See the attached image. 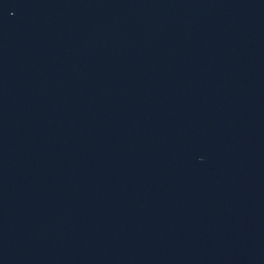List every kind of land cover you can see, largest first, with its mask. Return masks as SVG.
Wrapping results in <instances>:
<instances>
[{
  "label": "water",
  "instance_id": "1",
  "mask_svg": "<svg viewBox=\"0 0 264 264\" xmlns=\"http://www.w3.org/2000/svg\"><path fill=\"white\" fill-rule=\"evenodd\" d=\"M0 264H264V0H0Z\"/></svg>",
  "mask_w": 264,
  "mask_h": 264
}]
</instances>
